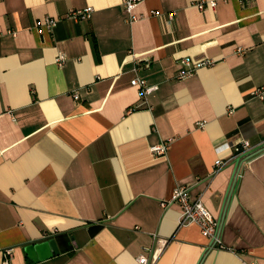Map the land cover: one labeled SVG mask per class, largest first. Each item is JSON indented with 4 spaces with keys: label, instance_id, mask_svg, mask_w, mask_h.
<instances>
[{
    "label": "crops",
    "instance_id": "0c3cea01",
    "mask_svg": "<svg viewBox=\"0 0 264 264\" xmlns=\"http://www.w3.org/2000/svg\"><path fill=\"white\" fill-rule=\"evenodd\" d=\"M135 14L123 0H0V264H139L155 249V264H264V150L242 154L264 144V0ZM191 56L216 64L178 80ZM134 79L158 89L143 98ZM182 187L227 250L162 207Z\"/></svg>",
    "mask_w": 264,
    "mask_h": 264
},
{
    "label": "built area",
    "instance_id": "2783aa9c",
    "mask_svg": "<svg viewBox=\"0 0 264 264\" xmlns=\"http://www.w3.org/2000/svg\"><path fill=\"white\" fill-rule=\"evenodd\" d=\"M145 1L147 0H123L124 11L128 15L130 22H136L137 20L140 19V17L137 14H135V9L139 4L144 3ZM210 5L212 8H215L217 4L216 2H211ZM198 7L202 10L205 9V3L204 2L198 3ZM92 12H93L92 8L82 10L81 12L74 11L69 15V17L75 21L87 20L90 18ZM174 15H175L174 13H171L169 15V19L172 20ZM56 26H57V21L53 19H47L44 23V27L49 29V31L53 30ZM66 58H67L66 55L62 53L57 57L56 63L59 66H63L66 62ZM180 63L182 64V66H184V68L178 71V75H177L178 80L188 79L192 77L198 69L203 67H212L216 64V62L212 59L206 57L196 59L193 58L192 56L183 58L180 61ZM131 84L134 87H138V89L140 90V95L143 98L152 95L158 89L157 86H149L145 80H141V79L138 80L134 79ZM252 95L258 97L261 100H264V89H257L252 93ZM77 97L78 95L74 93L73 98L78 99ZM200 127H204V124L201 123ZM242 148H243L242 154L247 158H249L263 151L264 144L258 147H252V145L249 142H243ZM166 151H167L166 145L155 146L151 148V152L157 155H164ZM227 163L228 162L219 159L216 161V166L218 167V170H220L225 165H227ZM240 178L241 175L237 174L233 188L235 185H237V182ZM161 204L162 207L165 209L170 207L172 204H178L181 207V216H179L180 226H187L192 224L197 225L200 228L202 235L209 239V241L211 242V246L213 248L218 250H227L222 240V229H224L223 223L220 220L213 217V215L205 207L201 199H198L196 201L190 200V189L188 187H182L176 189L173 192L172 196L168 200L163 201ZM161 242H162L161 245L165 247L166 243L164 241ZM162 251L163 249L160 250L155 249L152 252L153 260L151 262L149 261V259H147V257L141 256L138 259V263L155 264L158 258L160 257ZM5 264L8 263L6 262ZM252 264H258V263L253 262Z\"/></svg>",
    "mask_w": 264,
    "mask_h": 264
},
{
    "label": "water",
    "instance_id": "95a60500",
    "mask_svg": "<svg viewBox=\"0 0 264 264\" xmlns=\"http://www.w3.org/2000/svg\"><path fill=\"white\" fill-rule=\"evenodd\" d=\"M255 156V155H254ZM241 159V158H240ZM240 159H237L236 160V168H235V171L237 172L238 171V169H239V167H240V164H241V160ZM236 186V185H235ZM235 186H234V188H233V190L235 189ZM229 192H230V190H229Z\"/></svg>",
    "mask_w": 264,
    "mask_h": 264
}]
</instances>
